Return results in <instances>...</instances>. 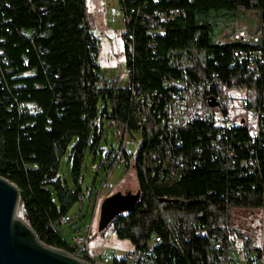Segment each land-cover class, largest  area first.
I'll use <instances>...</instances> for the list:
<instances>
[{
  "label": "trees",
  "instance_id": "1",
  "mask_svg": "<svg viewBox=\"0 0 264 264\" xmlns=\"http://www.w3.org/2000/svg\"><path fill=\"white\" fill-rule=\"evenodd\" d=\"M116 4L127 80L102 87L84 0H0V177L17 188L36 237L71 253L51 224L81 200L85 154L94 156L104 125L122 135L136 130V151L119 145L112 158L126 160L138 193L133 208L106 225L116 238L149 250L155 264H219L212 238L227 235L254 249L231 217L238 209L264 215V60L249 69L234 53L255 46L216 38L246 11L262 22L264 0ZM185 84L199 86L202 109L224 88L252 93L258 133L221 127L211 115L178 118ZM63 156L68 182L58 175Z\"/></svg>",
  "mask_w": 264,
  "mask_h": 264
},
{
  "label": "rangeland",
  "instance_id": "2",
  "mask_svg": "<svg viewBox=\"0 0 264 264\" xmlns=\"http://www.w3.org/2000/svg\"><path fill=\"white\" fill-rule=\"evenodd\" d=\"M85 16L93 37L97 40L95 63L99 66V73L110 76L117 86L124 87L127 76L122 57L120 11L116 0H84ZM243 21L255 17V24L261 21L254 12L243 13ZM241 97L231 91L229 96L228 118L238 120L241 116ZM209 106L212 101H207ZM253 122V117H249ZM241 123L244 124L241 119ZM139 144V132L132 130L122 135L114 127L103 126V137L94 156L85 154L81 169L82 197L74 203L67 214L71 217L68 222L56 227L57 233L72 245L78 239L87 240V250L97 255L100 249H111L116 258H122L126 251L132 248L127 240L116 238L111 225L102 231L97 230L99 207L103 199L112 195H132L135 191L133 174L127 166L126 160L120 157L117 161L112 158L120 145L127 153H134ZM58 175L68 182L67 165L64 156L60 159ZM234 230L248 237L256 245L260 237L264 240V215L261 210L238 209L232 217Z\"/></svg>",
  "mask_w": 264,
  "mask_h": 264
},
{
  "label": "built area",
  "instance_id": "3",
  "mask_svg": "<svg viewBox=\"0 0 264 264\" xmlns=\"http://www.w3.org/2000/svg\"><path fill=\"white\" fill-rule=\"evenodd\" d=\"M252 11H246L248 13ZM170 14H176V10H172ZM121 21V18H120ZM122 23V21H121ZM216 40L219 43H239L255 46L253 49H239L234 53V57L239 61H244L245 66L249 69L255 67L256 64H262L264 60V20L259 26L255 24V17L251 16L248 21L237 20L228 23L221 28ZM98 83L102 87H109L113 81L110 76H97ZM199 86L193 84H185L182 87V94L180 99L175 102L176 113L186 118H196L211 115L215 120V124L225 127L229 124H242L250 135L258 133L259 119L262 117L258 112V106L255 104V96L246 92L242 88H224L220 94L214 97H208L207 101H212L213 104L208 108H201L200 103L194 99V94L197 92ZM241 97L240 109L241 116L238 120L228 118L229 110V96L230 92ZM249 117H253V122H249ZM241 119L244 124L241 123ZM71 217L66 214L58 221L51 224L52 227L60 226L68 222ZM201 226L197 230L200 231ZM159 241L156 236H151L150 242L155 244ZM214 250L221 251L219 264H264V240L260 237V242L251 250H242L238 239L232 235H227L223 239L220 237L212 238ZM71 247L70 255L88 264H119L115 262L118 260L114 256V251L111 249H100L97 255H92L87 250V240L82 238L76 240ZM217 255V254H216ZM123 258V260H122ZM121 258L123 264H155L149 250L133 249L126 251Z\"/></svg>",
  "mask_w": 264,
  "mask_h": 264
},
{
  "label": "water",
  "instance_id": "4",
  "mask_svg": "<svg viewBox=\"0 0 264 264\" xmlns=\"http://www.w3.org/2000/svg\"><path fill=\"white\" fill-rule=\"evenodd\" d=\"M138 193L112 195L99 207L97 230L112 218L133 208ZM0 264H88L69 253L41 242L26 223L17 188L0 177Z\"/></svg>",
  "mask_w": 264,
  "mask_h": 264
},
{
  "label": "crops",
  "instance_id": "5",
  "mask_svg": "<svg viewBox=\"0 0 264 264\" xmlns=\"http://www.w3.org/2000/svg\"><path fill=\"white\" fill-rule=\"evenodd\" d=\"M98 65V64H97ZM99 67V66H98Z\"/></svg>",
  "mask_w": 264,
  "mask_h": 264
}]
</instances>
